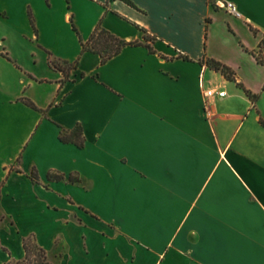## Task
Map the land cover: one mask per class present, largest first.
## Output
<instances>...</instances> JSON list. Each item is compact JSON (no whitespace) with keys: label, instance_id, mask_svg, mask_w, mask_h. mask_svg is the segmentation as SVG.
Here are the masks:
<instances>
[{"label":"crops","instance_id":"crops-1","mask_svg":"<svg viewBox=\"0 0 264 264\" xmlns=\"http://www.w3.org/2000/svg\"><path fill=\"white\" fill-rule=\"evenodd\" d=\"M131 1L0 0V264H264V0ZM100 22L156 52L82 54Z\"/></svg>","mask_w":264,"mask_h":264},{"label":"trees","instance_id":"trees-1","mask_svg":"<svg viewBox=\"0 0 264 264\" xmlns=\"http://www.w3.org/2000/svg\"><path fill=\"white\" fill-rule=\"evenodd\" d=\"M124 1L135 6L131 0H124ZM30 16H31V21L34 23L33 16L31 13ZM140 29L144 33L145 42L141 40L128 41L124 38H121L115 35L114 33H112L111 31H109L108 29H106L102 25V22H100L88 40H83L82 37L80 38L81 46H82L81 53L82 54L85 52L96 53L101 57L102 63H105L112 57L118 55L126 46L145 45L150 50V52H156L153 47V43L157 38L151 35L146 29L144 28H140ZM182 57L185 59H189V57L187 56H182ZM258 60L259 62L264 64V60L262 59H258ZM202 62L207 63V65L210 68L221 72L227 79L233 81L236 80L235 72L228 65L210 57L204 58ZM60 63L66 64L69 68L66 69L62 67ZM78 63H79V59L76 60L74 63H69L67 61H61V62L53 61V60L51 61L52 66L63 71L65 74H67L68 71H70L71 69L76 68ZM248 94L250 93L248 92ZM24 102L36 108L35 104L30 100L24 99ZM261 122L262 124H264L263 119L261 120ZM60 139L64 142H73L78 147H83L85 144V138H84L82 126L77 125L71 131H67V132L62 131L60 135ZM48 176L50 179H54V180H68L71 182H78V183L82 182V178L78 174H70L69 176H67L64 173L51 172L49 173ZM30 177L34 182L40 181V177L36 169L32 170ZM24 248L26 251V256L24 259L11 260L6 264H52L51 261L49 260L47 251L37 243L34 235H30L24 238Z\"/></svg>","mask_w":264,"mask_h":264},{"label":"built area","instance_id":"built-area-1","mask_svg":"<svg viewBox=\"0 0 264 264\" xmlns=\"http://www.w3.org/2000/svg\"><path fill=\"white\" fill-rule=\"evenodd\" d=\"M217 2L219 6H221L222 8H225L229 13L235 16H240L238 7L234 2L221 1V0H218ZM205 65H207V63H204V67H203L204 69H205ZM226 95H227V92L225 90L217 89L215 87H210L204 90V97H205L206 103L211 99H214L216 97H224Z\"/></svg>","mask_w":264,"mask_h":264},{"label":"rangeland","instance_id":"rangeland-1","mask_svg":"<svg viewBox=\"0 0 264 264\" xmlns=\"http://www.w3.org/2000/svg\"><path fill=\"white\" fill-rule=\"evenodd\" d=\"M30 20H31V16H30ZM33 20H34V18H33ZM31 22H32V21H31ZM32 24H33V26H35V21H34V23L32 22ZM53 61L61 62V60H56V59H54ZM60 65H61L62 67H64V68H66V69L69 68V67H68L66 64H64V63H60Z\"/></svg>","mask_w":264,"mask_h":264}]
</instances>
